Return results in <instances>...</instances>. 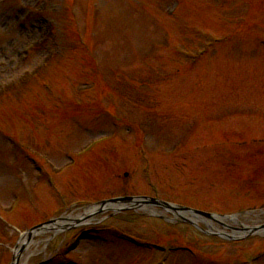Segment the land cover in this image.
<instances>
[{"label":"rangeland","instance_id":"rangeland-1","mask_svg":"<svg viewBox=\"0 0 264 264\" xmlns=\"http://www.w3.org/2000/svg\"><path fill=\"white\" fill-rule=\"evenodd\" d=\"M139 195L264 223V0H0V264L37 223ZM124 207L28 238L26 263L159 264L157 244L195 251L167 264L264 254V230L228 241L221 218H201L208 236Z\"/></svg>","mask_w":264,"mask_h":264},{"label":"bare ground","instance_id":"bare-ground-1","mask_svg":"<svg viewBox=\"0 0 264 264\" xmlns=\"http://www.w3.org/2000/svg\"><path fill=\"white\" fill-rule=\"evenodd\" d=\"M119 206H121V204L106 203V207H111V208L114 207V208H116V207H119ZM96 210H98V207H87V208H85V212H83L82 214L77 215V216L76 215H69V217H67L65 220H63L61 222L66 223V221H76L77 219H79V220L89 219V218H91L93 216L92 214ZM241 217L242 216H238V217L234 218V221H236V222L240 221ZM57 226L58 225H54L50 229L57 231L58 230ZM37 233H39V232H35L34 235L37 234ZM32 242H33V240H28V236L27 235L22 237V239L20 240V243L18 245V248L16 250V253H18V256H19V260H18V262L16 264H27L26 261H27V259L29 257L28 254L32 253V250H31ZM24 246H25V248L22 250V248Z\"/></svg>","mask_w":264,"mask_h":264},{"label":"water","instance_id":"water-1","mask_svg":"<svg viewBox=\"0 0 264 264\" xmlns=\"http://www.w3.org/2000/svg\"><path fill=\"white\" fill-rule=\"evenodd\" d=\"M147 200H142L140 201V199L138 201H135L136 204H156V205H161L165 208H171V209H174L176 211H185V212H188L190 214H192L193 217L195 218H200V217H207V218H210V219H214L215 218V215L214 214H211V213H207V212H204V211H201V210H197V209H192V208H188V207H174L173 205H170L166 202H163V201H158V200H155V199H152V200H149L148 198H146ZM131 199L130 198H120V199H114L112 201L116 202V201H130ZM105 203V202H103ZM225 218H231L232 216H223ZM186 219L188 222H191V223H194V221L188 219V218H184ZM41 227H43V224L42 225H39V226H36L35 228H33V230H36V229H40ZM259 228H264V225L260 226V227H247L245 229L248 230V232L251 234V233H254L256 232ZM32 230V231H33Z\"/></svg>","mask_w":264,"mask_h":264}]
</instances>
